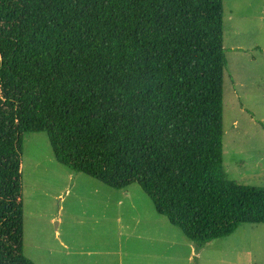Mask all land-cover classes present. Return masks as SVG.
Wrapping results in <instances>:
<instances>
[{"label":"trees","instance_id":"16d2710c","mask_svg":"<svg viewBox=\"0 0 264 264\" xmlns=\"http://www.w3.org/2000/svg\"><path fill=\"white\" fill-rule=\"evenodd\" d=\"M224 0H0V264L24 253V136L114 190L141 187L197 250L264 225L224 168Z\"/></svg>","mask_w":264,"mask_h":264},{"label":"rangeland","instance_id":"374dc122","mask_svg":"<svg viewBox=\"0 0 264 264\" xmlns=\"http://www.w3.org/2000/svg\"><path fill=\"white\" fill-rule=\"evenodd\" d=\"M224 168L264 188V0H224ZM24 253L34 264H264V225L202 250L141 187L114 190L59 163L45 133L24 136Z\"/></svg>","mask_w":264,"mask_h":264}]
</instances>
